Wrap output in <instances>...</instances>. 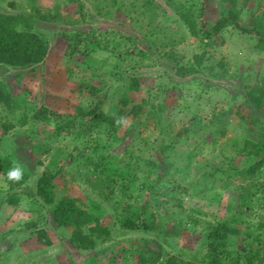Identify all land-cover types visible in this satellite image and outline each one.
Returning <instances> with one entry per match:
<instances>
[{
  "label": "rangeland",
  "instance_id": "1",
  "mask_svg": "<svg viewBox=\"0 0 264 264\" xmlns=\"http://www.w3.org/2000/svg\"><path fill=\"white\" fill-rule=\"evenodd\" d=\"M145 1L0 0V15L23 19L16 29L48 45L42 63L0 65L7 94L0 165L27 175L11 187L0 171V264H139L147 250L161 255L156 264L170 257L200 264L210 225L231 220L239 233L228 248L242 255L240 264L249 256L264 264V166L243 173L256 160L250 143L264 134V109H249L244 99L264 76V46L239 30L259 23L264 36V0ZM230 10L236 23L206 43L204 30ZM125 96L130 103L122 106ZM77 107L101 122L80 117ZM117 110L120 123L111 126ZM67 119L71 126L57 133L55 123ZM138 158L152 166L132 167L131 182L113 177L115 163ZM45 171L55 174L53 204L36 194ZM63 199L95 215L109 236L87 251L74 247L71 229L52 217ZM127 208L138 212L137 226L123 225Z\"/></svg>",
  "mask_w": 264,
  "mask_h": 264
},
{
  "label": "trees",
  "instance_id": "2",
  "mask_svg": "<svg viewBox=\"0 0 264 264\" xmlns=\"http://www.w3.org/2000/svg\"><path fill=\"white\" fill-rule=\"evenodd\" d=\"M227 4H234V2L239 0H223ZM241 2H247L248 0H240ZM145 5H149L152 0H146ZM181 11L185 9L180 8ZM180 12V11H179ZM178 12V13H179ZM56 13V11H55ZM50 17H57V13ZM190 14V18L187 14ZM181 19L187 22L193 30L196 29V24L192 18V15L189 11H184L183 13H179ZM24 20L16 17H11L8 15H0V65H5L12 68H24L31 65H37L42 63L48 53V45L47 43L36 33L31 32L29 30H17L15 25L16 23H22ZM231 23H236L235 12L230 10L227 17L223 16L219 18L212 27L208 30H204L205 41L207 43L208 37L213 36L219 33L222 29L227 27ZM239 28V26H237ZM257 28V29H256ZM256 28L254 30L248 31L242 28H239L240 31L244 33H253L259 37V42L264 46V36L259 32L260 24H256ZM200 64V63H199ZM222 66V65H220ZM222 68V67H221ZM181 70V69H180ZM195 72V71H190ZM223 73V72H222ZM129 88L131 90L136 91L138 88L137 80H130ZM7 95L3 90L0 89V102H4L7 100ZM244 99L245 105L249 109L256 110L258 113L264 109V76L259 82V86H253L250 89L244 90ZM130 100L125 96L121 100L122 106L129 105ZM141 105H135L132 107V112L137 116L141 113ZM78 114L80 117L84 116H93L92 122L97 121V113L94 110H82L81 107H77ZM121 110H117L116 114L107 120L111 126L119 125ZM225 115V114H224ZM264 117V116H263ZM255 121L260 122L258 117L255 118ZM70 122V123H69ZM98 122H101L98 119ZM72 122L70 119L65 121L59 120L55 123L56 132L58 133L63 128H67L71 126ZM218 133L223 134V130L218 131ZM250 146L253 148L252 151H249V155L254 156L256 160L253 164H247V167L244 168L243 173L248 174L249 176L254 174L255 171L259 170L262 166H264V134H262L261 139L256 143H250ZM162 149L165 146H162ZM233 169H237L234 166L233 161H230ZM144 163H148L145 160L137 159L135 165H130L127 163L126 165L119 164V166L115 163V166L112 169L113 177H122L127 176V181L131 182V174L130 170L141 169ZM151 164V163H148ZM152 166V164H151ZM95 169L99 167L94 165ZM105 170V169H103ZM102 170V171H103ZM0 171L3 174L9 175L12 168L10 165L4 162V164L0 165ZM22 182L26 181L27 175L24 172H21ZM147 174V173H146ZM55 178V174L49 171H45L40 177L37 179L36 183V194L39 198L43 200V202L48 204H53L54 200V192H53V180ZM11 187L15 185V182L12 179L8 180ZM14 204V203H13ZM130 213V216L123 220V225L132 227L136 225L135 220L138 219V212L133 208H127ZM52 217L57 227L63 229H71L70 242L76 247L78 250L87 251L92 249L96 243L97 239L100 237H108L109 230L107 227L103 226L99 219L85 211L82 210L79 206H77L74 200L71 199H63L52 209ZM153 218L151 216L150 225L152 226ZM236 220V219H235ZM236 222H239L236 220ZM196 224L197 221L194 220ZM235 223L234 220L230 222L220 221L210 225L211 230L207 234V245L206 252L204 257L201 259L200 264H240L242 255L239 252L230 250L229 241L233 236H236L239 233V230L236 226H233ZM241 223V222H240ZM174 229V228H173ZM87 230V234L84 232ZM176 231H173L175 233ZM45 234H41L39 236H44ZM46 237V235H45ZM38 240L42 242V238L38 237ZM46 245L50 244V240L47 238L45 242ZM160 249V246H158ZM256 251L255 248L251 246L250 251ZM148 252V254L146 253ZM161 258V255L153 250H147L142 254H139V259L141 260L139 264H156ZM249 261V262H248ZM246 264H251L252 257L249 256ZM166 264H197L194 261H179L176 257H170L165 261Z\"/></svg>",
  "mask_w": 264,
  "mask_h": 264
},
{
  "label": "clouds",
  "instance_id": "3",
  "mask_svg": "<svg viewBox=\"0 0 264 264\" xmlns=\"http://www.w3.org/2000/svg\"><path fill=\"white\" fill-rule=\"evenodd\" d=\"M21 170L19 168H15L9 173V179L19 180L21 178Z\"/></svg>",
  "mask_w": 264,
  "mask_h": 264
},
{
  "label": "crops",
  "instance_id": "4",
  "mask_svg": "<svg viewBox=\"0 0 264 264\" xmlns=\"http://www.w3.org/2000/svg\"><path fill=\"white\" fill-rule=\"evenodd\" d=\"M262 27H263V26H261V27H260V30H259V32H260V31H262V32H263V28H262Z\"/></svg>",
  "mask_w": 264,
  "mask_h": 264
}]
</instances>
